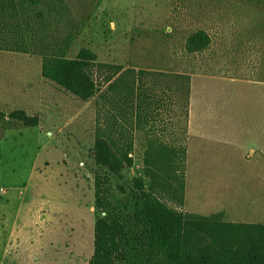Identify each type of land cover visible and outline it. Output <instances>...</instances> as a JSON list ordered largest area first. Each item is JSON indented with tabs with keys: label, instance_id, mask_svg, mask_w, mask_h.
Segmentation results:
<instances>
[{
	"label": "rangeland",
	"instance_id": "374dc122",
	"mask_svg": "<svg viewBox=\"0 0 264 264\" xmlns=\"http://www.w3.org/2000/svg\"><path fill=\"white\" fill-rule=\"evenodd\" d=\"M63 1L70 25L52 22L51 43L71 31L68 58L87 49L98 64L146 75L140 81L136 73L124 76L109 91L112 70H99V93L85 103L41 77L42 57L0 51V113L6 115L0 118V212L10 229L24 230L20 257L89 264L99 129L120 146L133 145L134 166L109 178L114 204L128 205L152 145L186 147L184 201L163 192L164 203L200 216L223 212L230 223L264 224V119L253 115L264 100V0ZM197 31L212 45L187 54L186 40ZM257 31L263 34L241 40L250 47H230L236 36ZM229 59L236 60L233 70ZM209 60L215 67L206 69ZM174 75L190 78L189 105L167 77ZM125 85L133 92L127 101ZM16 110L38 117L39 127L11 121L7 116ZM187 110L191 135L184 136Z\"/></svg>",
	"mask_w": 264,
	"mask_h": 264
},
{
	"label": "trees",
	"instance_id": "16d2710c",
	"mask_svg": "<svg viewBox=\"0 0 264 264\" xmlns=\"http://www.w3.org/2000/svg\"><path fill=\"white\" fill-rule=\"evenodd\" d=\"M69 16L63 0H0V51L42 57L41 77L87 103L99 93V70H112L107 80L109 91L115 90L124 76L136 72L98 64L97 56L87 49H81L75 59L68 58L74 34L68 31L51 43L46 30L52 22L69 26ZM210 44V36L197 31L186 40L185 50L190 55L202 54ZM136 74L138 81L146 75L143 71ZM167 77L174 79L189 105L190 78ZM123 91L127 101L133 94L131 87L125 85ZM5 117L0 113V118ZM7 117L24 128L40 125L38 117L22 110ZM185 120L187 125L188 110ZM132 153V143L120 146L110 134L98 130L94 143V242L89 264H264V224L226 222L223 212L210 216L183 213L160 199L167 192L175 202L183 203L186 147L152 145L144 158L148 186L143 177L134 179L128 205L114 204L109 178L120 177L134 166Z\"/></svg>",
	"mask_w": 264,
	"mask_h": 264
},
{
	"label": "crops",
	"instance_id": "0c3cea01",
	"mask_svg": "<svg viewBox=\"0 0 264 264\" xmlns=\"http://www.w3.org/2000/svg\"><path fill=\"white\" fill-rule=\"evenodd\" d=\"M261 33L263 34L262 31L253 32V35L250 38L247 36H243V37L240 36L238 38V36H236V41L231 42L230 44L233 46H230V47L239 48V47L245 46L248 48L251 46V43L246 42V41H241V40H244V39L247 40V39L259 37L261 35ZM211 45H212V39H211L210 46ZM210 46H209V48H210ZM219 46L221 47V45H219ZM213 61H215V60L206 61L205 62L206 63L205 68L208 69L209 65L214 68L215 64L213 63ZM228 62H229L230 68L233 70L234 64H236V60H233V59L230 60L229 59ZM234 83H239V82L236 81ZM241 84H242V82H241ZM190 100H191V98H190ZM190 100H189V104H190ZM256 107L257 108L253 111L254 118H260L261 117L262 119H264V100H263V102L261 101L259 103V106H256ZM190 125H191V118H190V112H188V122H187V130L188 131H187V133H189L191 135ZM2 214H3V212H0V264H40V263H42L44 261V258L42 260V258L39 256L38 257L37 256H28L25 258L20 257L19 252H20L21 245L23 243H25V242H22L20 244V237H22L24 230L21 227H18L17 224H15V226H13L10 229L8 227L9 225H7L6 221H4ZM37 214H38V212H36V215ZM39 215H40V213H39ZM41 219L43 220V218H41ZM17 220H19V219H17ZM31 221L35 225L37 222H39V218L38 217L37 218H35V217L31 218ZM5 224L7 225V227L5 226ZM25 236H23V239H25ZM33 243H34V241L32 240L31 245ZM4 245H6V247H5V250L2 252L1 247Z\"/></svg>",
	"mask_w": 264,
	"mask_h": 264
}]
</instances>
